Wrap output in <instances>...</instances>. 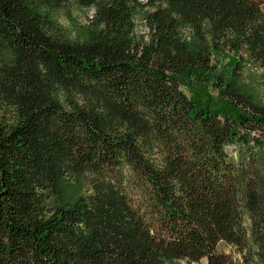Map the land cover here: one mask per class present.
I'll use <instances>...</instances> for the list:
<instances>
[{
    "label": "trees",
    "instance_id": "16d2710c",
    "mask_svg": "<svg viewBox=\"0 0 264 264\" xmlns=\"http://www.w3.org/2000/svg\"><path fill=\"white\" fill-rule=\"evenodd\" d=\"M261 70L264 0H0V264H264Z\"/></svg>",
    "mask_w": 264,
    "mask_h": 264
},
{
    "label": "rangeland",
    "instance_id": "374dc122",
    "mask_svg": "<svg viewBox=\"0 0 264 264\" xmlns=\"http://www.w3.org/2000/svg\"><path fill=\"white\" fill-rule=\"evenodd\" d=\"M94 13V7L81 8L73 2L64 5L57 11L59 20L71 31H74L79 25L85 24L89 21L93 17ZM138 25L141 32L144 33L147 31V27L144 25L142 20H138ZM228 61L229 59L226 55L222 54L218 56V63L221 70L224 69ZM261 72H264V70H261ZM260 78L263 80L262 84L264 85V74ZM221 249L229 253L234 251L232 246H228L223 243L221 244ZM233 254H235V252H233ZM198 264H208L207 259H202Z\"/></svg>",
    "mask_w": 264,
    "mask_h": 264
}]
</instances>
